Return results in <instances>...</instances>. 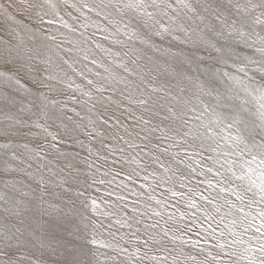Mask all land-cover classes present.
Returning <instances> with one entry per match:
<instances>
[{"label":"snow or ice","instance_id":"1","mask_svg":"<svg viewBox=\"0 0 264 264\" xmlns=\"http://www.w3.org/2000/svg\"><path fill=\"white\" fill-rule=\"evenodd\" d=\"M0 18V264H264V0H0ZM241 44L260 60L236 55ZM202 50L242 75L201 73ZM69 102L99 105L138 150L124 179L142 191L117 185L134 197H116L127 232L90 194L105 181L79 163L93 165L61 151L85 127ZM33 128L46 143L15 138ZM49 153L64 157L58 171Z\"/></svg>","mask_w":264,"mask_h":264},{"label":"rangeland","instance_id":"2","mask_svg":"<svg viewBox=\"0 0 264 264\" xmlns=\"http://www.w3.org/2000/svg\"><path fill=\"white\" fill-rule=\"evenodd\" d=\"M62 15L64 14L63 12L61 13ZM75 14V13H74ZM65 19H68L67 16H65ZM2 20V18H0ZM91 27L88 29L89 34L93 31ZM102 34L97 33L96 34V39L99 40ZM76 37H73L69 34V39H75ZM157 44H160L161 42L157 39L156 41ZM107 46V45H106ZM163 47H169V44L167 41H165L162 44ZM114 50H119V49H114ZM183 50V52L187 55L191 53V49L188 48L187 46L181 45L178 42H172V47L171 51L172 52H180ZM236 55L240 57H249L253 60H260V54L255 51V48L245 46V45H239L236 47ZM147 56H153L156 58V54L151 51L147 50L146 51ZM212 57H215L216 54L214 52L211 53ZM196 56L198 57H203V61L200 63V68L199 71L202 73L204 69H208V74L214 78V79H219L217 77L216 72L219 70V72H224V71H229L233 75L240 76L242 74L238 73L235 68L231 67L232 61L229 60L228 66L226 67L223 63H218L216 59H209V52L202 50L200 52L196 53ZM97 58H100V54L97 53ZM183 56L178 57L177 60H183ZM185 68H188V65L185 63ZM193 72L191 74L196 75L197 72L195 71L196 69V64L191 65ZM249 67H254V65H250ZM249 76H253L255 78V81L257 83H261V77L259 73H253L249 71L248 73ZM203 79L204 77L201 76ZM81 81L77 78L76 83H80ZM66 95H71V91L68 90L66 91ZM107 95V94H106ZM60 99H64V96L57 97ZM86 99V98H85ZM90 106V104L88 105ZM88 106H81V105H73L71 102L68 103L67 108L65 109L64 115L66 116H71L73 122L80 123L81 125H84L85 127H81L80 129H77L75 132H72L71 135L74 137V140H65L61 145V151L65 153H70L73 157L77 159V161H83L85 158L89 163L93 165L91 169H87L86 164L84 163H79V167L81 168L82 171L88 170L91 171L95 179L97 181L104 180L105 183L100 184L96 183L92 186L90 189V194L95 197L100 204L101 211L108 210L114 215L111 217V220L113 221V226H112V231H116L119 229V225H116L114 221L116 219L121 218L123 214V201H119L116 199L117 195H125L128 196L129 201L134 199L129 193L127 188H122V187H117V185H120L121 182L123 181V184H126L128 188H131L135 192H140L142 191L139 188V185L141 183H144L142 179L136 180L135 184L129 183L126 179H124L125 174L129 171H131L132 168L136 167V164L131 162V158L133 156H136V153L138 150H133L127 148L125 145L124 141L114 139L113 137H118V136H123L125 135L123 130L120 129L119 127L116 126L115 119L109 120L107 116H104V120L107 121V123L101 122L100 120L97 119V117L104 111L99 105H97L96 110L93 113H89L87 111ZM71 108H75L77 112L81 113V116L84 117L83 120H80L79 117L75 116V114L68 110ZM109 112H111V109H109ZM59 114V113H58ZM119 115V113H117ZM91 117L94 121H96L95 128L96 132L99 133L97 135L96 133H93L92 136L90 137L88 135L89 132H91L90 127H86L88 118ZM35 119V118H33ZM53 119H55L53 117ZM53 119H50L48 121V124L51 125L49 128L50 131L52 132H60L61 134L63 133V129L57 128L56 125L61 124V120H55V123H53ZM123 119V117H122ZM43 123V121H41ZM64 123H68L69 126L71 127V122L64 120ZM15 138L20 141V142H29L31 147H36L40 143H46L43 139V133L36 128L32 129V134L29 135L27 129H22L20 133L15 134ZM127 139V137H125ZM82 141L81 143H76L75 141ZM3 141L0 140V143ZM139 143V141H137ZM105 145H108L111 148H120L123 147L125 148V152L121 153L119 151H114L110 152L109 147H105ZM92 149V155H89L88 149ZM142 155V153H141ZM140 157H137L139 160ZM165 162L167 163L171 157H161ZM48 159L52 161L51 167H53L54 171H58V166L62 167L64 163H66L64 157H57L55 153H49ZM125 160L128 162L125 163ZM47 163V161H45ZM177 165H173V167H176ZM179 167L183 168V165H179ZM33 170H35V164L33 165ZM119 172L120 175H115V173ZM107 173V175H105ZM46 178L47 177V173ZM144 173H141V176H143ZM52 179H55L56 177H51ZM149 183H151V179L149 180ZM35 187V185H33ZM111 192L112 195L109 196L108 193ZM160 190L157 189L155 192V195L159 196ZM116 205L115 208L112 207V205ZM154 206V205H153ZM101 220L104 221L105 224H108V220H104L103 217L100 218ZM121 233L127 232L128 229H119ZM186 251H191L192 254H195L198 249H191L190 247L186 248ZM46 258H47V250H45ZM37 256H40L41 253L39 251L36 252ZM203 258V257H199ZM52 259H55V256H52Z\"/></svg>","mask_w":264,"mask_h":264}]
</instances>
